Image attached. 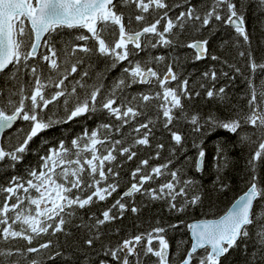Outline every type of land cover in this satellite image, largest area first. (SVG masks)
<instances>
[{
  "label": "snow or ice",
  "instance_id": "snow-or-ice-1",
  "mask_svg": "<svg viewBox=\"0 0 264 264\" xmlns=\"http://www.w3.org/2000/svg\"><path fill=\"white\" fill-rule=\"evenodd\" d=\"M185 3L186 10L172 16L174 8L182 5H170L168 0H0V78H5L4 86H0V140L11 139L4 134L18 121L27 125L26 131L17 128L22 135L17 136L16 144L6 147L0 142V166L15 170L32 151L34 139L59 124L95 113L110 121L91 132L85 130L68 145L61 140L39 156L38 167L26 169V176L13 175L7 185H0V243L25 242L24 248H0V264H45L38 257L58 244L60 235L68 238L73 230L83 231L84 238L64 264H173L165 233L179 228V223L128 235L115 245L104 243L103 238L119 236L120 229L102 231L128 211L139 214L146 205H136L137 194L149 202H166L168 211L176 213L202 202L199 192L189 196L197 182L185 178L183 167H172L175 159L150 166L151 160L160 159L163 143H157L154 153L139 160L130 172L129 186L108 208L99 215L92 213L87 220L78 212L118 192L121 169L141 151L153 147L151 137L158 123L170 134V157H176L178 150L186 152L185 137L172 130L180 120L190 123L202 136L217 129L239 134L242 128H251L250 134L240 136V142L255 144L256 148L247 161L249 177L243 194L219 218L187 224L191 244L179 264H228L241 244L248 253L245 264H264V183L257 174L258 167L264 168V60L257 62L253 54L247 24L249 14L255 13L264 25V0H209L203 13L190 0ZM216 23L234 30L236 47L241 42L245 46L237 55L246 58L249 69L248 111L228 120L210 114L202 123L199 113L189 115L184 103L201 93L190 90L187 78L180 80L175 60L166 63L161 73L153 65L165 63L168 57L150 53L157 48L177 47L187 30L199 32ZM61 30L78 34L72 41L65 40L58 52L55 38ZM208 45V39H195L184 46L193 50L195 61H200L208 58ZM91 57L102 60L104 69L90 72L92 65L86 68L85 62ZM211 59L220 57L212 55ZM121 65L118 78L106 86L105 73ZM229 67L241 73L240 67ZM253 74L261 77L259 88ZM203 77L212 82L218 79L214 70L203 73ZM137 85L148 88L129 94L127 90ZM204 95L207 99H227L226 89H216L214 83ZM60 108L65 114L57 117ZM202 145L203 140L193 143L196 156L187 158L197 173L204 171L206 163ZM214 158L218 190L224 191L228 184L220 173L231 163L225 146H217ZM162 177L166 179L156 184ZM44 236L57 239L33 246ZM248 241L254 245L251 250ZM92 254L99 258L92 259ZM63 255L56 251L48 254L47 260L54 264Z\"/></svg>",
  "mask_w": 264,
  "mask_h": 264
},
{
  "label": "trees",
  "instance_id": "trees-1",
  "mask_svg": "<svg viewBox=\"0 0 264 264\" xmlns=\"http://www.w3.org/2000/svg\"><path fill=\"white\" fill-rule=\"evenodd\" d=\"M168 2L170 5H182L181 8H174L170 13L172 16H175L181 10H186L188 7L185 0H168ZM190 3L199 13H203L209 0H190ZM119 10L121 9H118V11ZM256 16L257 14L250 13L247 18V24L252 40L251 49L257 62H261V60H264V25H261L256 19ZM77 34L78 33L73 30H61V34L55 38L58 52L65 40L72 41ZM195 39L209 40L208 58L195 61L193 50L184 46L186 43ZM236 41L237 37L233 29L229 26L216 23L199 32L189 29L179 37V46L174 48H157L150 53L152 56L164 55L168 57V60H166L165 63L158 66L153 65V67H157V70L161 73L165 71L166 63L175 60L176 63L174 67L179 74L180 80L187 78L189 80L190 90L194 92L199 91L201 93L200 97H194L192 100H185L184 103L189 115L199 113L202 123L210 114L216 116L219 120H228L234 118L238 113L243 114L248 111L247 98L249 89L246 77H249V69L246 66V58L241 59L237 55L238 51L244 50L245 46L241 42L240 46L236 47ZM42 51L44 50L42 49ZM212 55L220 57V60H212ZM140 56L144 57L145 53H141ZM139 58L140 57H137V59ZM224 61H227V63H224ZM88 64L92 65V67L88 69L90 72L101 71L105 67L104 62L102 60H97L96 57H91L89 60H86V68ZM233 64L241 68V73H236L229 67V65ZM121 67H123V65L105 73L106 79L104 80V83L106 86L111 85L112 82L118 78L121 72ZM212 70L217 73L218 79L215 82L203 77V73ZM223 72H227L228 76L221 75ZM253 75L255 84L259 88L261 77L259 74ZM4 82L5 78H0V86H4ZM91 82L92 81L89 80V83ZM213 83L215 84L216 89H219L220 87L226 89V100H220L218 98L207 99L205 97V91L207 88L212 87ZM201 84H204L205 88L202 89L200 87ZM172 86H175V82ZM147 88V85H137L127 91L129 94H135L136 92L147 90ZM49 107L51 108L52 106L50 105ZM50 114L51 113H49V115ZM64 114L63 108L57 109V117L64 116ZM108 122L110 121L105 115L95 113L90 117H81L67 124H59L54 128L41 133V135L35 138L30 144L32 151L25 156V159L17 165L15 170L0 166V185H7L9 178L13 175L26 176V169L29 167H38L39 156L44 155L48 148L56 147L61 140L68 145L72 139L82 134L85 130L91 132L98 128L102 123ZM130 127L131 126L126 128L125 131H129ZM17 128L26 131L27 125L25 122L18 121L13 129L6 130L4 136L11 137L10 140H1L6 147L10 144H16L17 136L22 135V133H17ZM172 130L181 133L185 137L184 146L187 149L186 152L181 153L178 150L176 157H170L169 149L172 146L170 134L158 123L156 127L153 128V135L151 137L153 147L141 151L137 158L126 163L123 169H121V176L123 179L121 180V187L118 192L114 193L113 196L105 202L93 204L90 208L80 210L78 216L87 220L92 213L99 215L101 210L108 208L129 186L130 172L135 169L139 160L146 158L150 153H154L155 145L157 143H163L165 147L161 151L160 159L151 160L150 166L165 163L169 158L175 159V164L172 167H183L187 173L185 178L191 177L197 182V186L189 191V196L199 192L203 196L202 202L198 206L190 208L183 213H176L174 211H168L166 202H149L146 198L137 194L135 196L136 205L146 206L142 207L139 214H133L128 211L124 214L122 219L105 225L104 229H102L105 233L114 232L117 228L120 229V232L119 236L105 235L103 242L107 243L110 241L115 245L119 239L126 238L128 235L145 232L157 226L167 228L169 225L179 223V228H170L168 232L165 233L166 238L171 245L170 259L173 261V264H179V260L183 258L191 244L189 238L190 232L186 227L187 224L195 219L215 218L222 215L233 201L246 190L249 177L247 161L250 158L251 153L255 150L256 145L240 142L241 135L251 133L252 129L248 127L242 128L239 134H231L223 129H217L210 135L202 136L201 133L193 131V126L190 123L185 120H180L175 124V127H173ZM201 140H203L202 146L206 151V163L204 171L197 173L193 168L189 167L187 158H194L196 156L197 149L193 147V143L200 144ZM253 140H255V137H253ZM44 141H47V143H43ZM218 145L225 146L226 152L231 161L229 167L225 168L220 173L224 177V181L228 184V188L224 191L218 190L216 180L217 171L216 160L214 157ZM257 174L260 176V182L264 183V168L258 167ZM164 179H166V177H162L161 180L156 181V184H159ZM149 186L154 187L155 184L145 185V187ZM177 203H179V198ZM157 221H159V224H157ZM181 221L183 223H180ZM77 223H79V220H77ZM83 238L84 232L76 230H73V234L68 238L60 235L59 243L49 249L47 254L43 257L38 258L44 259L45 264H53V261L47 260V255H54L56 251H61L64 255L57 258L54 264H64V260L70 258L75 249L81 247ZM47 239H52L55 242L57 238L44 236L34 241L33 246H37L39 243H42ZM181 241H186V243L181 244ZM247 244L250 250L254 248L251 241H248ZM13 245L24 248L25 242L22 240L15 241L13 242ZM13 245L0 243V248L11 247ZM99 247V244H97V250H99ZM244 247L245 245L241 244L240 248L232 252L228 264H245V257L248 253L243 251ZM88 251L91 253L92 250ZM177 252H179V255H177ZM97 258L99 257L96 254H92V259Z\"/></svg>",
  "mask_w": 264,
  "mask_h": 264
},
{
  "label": "water",
  "instance_id": "water-1",
  "mask_svg": "<svg viewBox=\"0 0 264 264\" xmlns=\"http://www.w3.org/2000/svg\"><path fill=\"white\" fill-rule=\"evenodd\" d=\"M0 142H1V140H0ZM242 194H243V193H242ZM242 194H241V195H242ZM239 196H240V195H239ZM239 196H238L236 199H238ZM236 199H235V200H236ZM235 200H234V201H235ZM234 201H233V203H234ZM231 205H232V204H231ZM231 205H230V206H231ZM230 206H229V207H230ZM226 211H227V210H226ZM226 211H225V212H226ZM225 212H224V213H225ZM224 213H223V214H224ZM223 214H222V215H223ZM220 216H221V215H220ZM216 218H219V216H218V217H215V218H204V219H216ZM198 220H201V219L193 220V221H191L190 223H194V222H196V221H198ZM190 223H189V224H190Z\"/></svg>",
  "mask_w": 264,
  "mask_h": 264
}]
</instances>
